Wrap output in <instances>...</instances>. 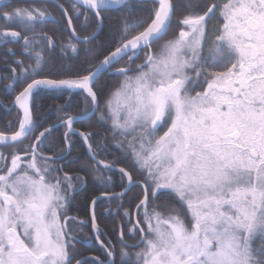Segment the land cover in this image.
Wrapping results in <instances>:
<instances>
[{
	"label": "snow or ice",
	"instance_id": "snow-or-ice-1",
	"mask_svg": "<svg viewBox=\"0 0 264 264\" xmlns=\"http://www.w3.org/2000/svg\"><path fill=\"white\" fill-rule=\"evenodd\" d=\"M0 96V264H264V0H0Z\"/></svg>",
	"mask_w": 264,
	"mask_h": 264
},
{
	"label": "trees",
	"instance_id": "trees-1",
	"mask_svg": "<svg viewBox=\"0 0 264 264\" xmlns=\"http://www.w3.org/2000/svg\"><path fill=\"white\" fill-rule=\"evenodd\" d=\"M113 16L116 15V13H112ZM0 99L4 100L5 103H7L8 101H10L12 99L11 96H0ZM52 103H63V99L57 100V101H53L51 99L47 100L44 103V108L41 109V111H45L48 107V105L52 104ZM82 106V105H81ZM14 113H8L6 111L3 110L2 107H0V130H4V125L9 121L12 120L14 118ZM52 119H55V116H52ZM77 127H80V125H77ZM112 157H109V159H111ZM116 191H119V189H115ZM85 196L86 193L81 192L75 199V201L73 202V206L70 209V213L74 214V215H80L83 216L84 215V210L86 208V204H85ZM113 207L115 206L114 204L112 205ZM108 205L107 204H101L98 208H97V213H98V218L101 221V227H105V225L107 224L108 226H111L112 224V219L109 217H105L102 214V211L104 208H107ZM89 252L99 255V252H97L94 248H86L85 249V254H88Z\"/></svg>",
	"mask_w": 264,
	"mask_h": 264
}]
</instances>
